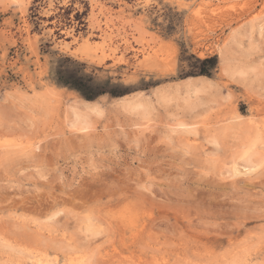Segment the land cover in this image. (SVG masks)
Listing matches in <instances>:
<instances>
[{"label":"rangeland","instance_id":"rangeland-1","mask_svg":"<svg viewBox=\"0 0 264 264\" xmlns=\"http://www.w3.org/2000/svg\"><path fill=\"white\" fill-rule=\"evenodd\" d=\"M85 263L264 264V0H0V264Z\"/></svg>","mask_w":264,"mask_h":264},{"label":"trees","instance_id":"trees-1","mask_svg":"<svg viewBox=\"0 0 264 264\" xmlns=\"http://www.w3.org/2000/svg\"><path fill=\"white\" fill-rule=\"evenodd\" d=\"M217 68L218 57L216 55L204 59L195 58V63L191 65L188 75L213 77ZM54 80L57 85L74 90L87 100H93L105 93H108L113 97L122 96L127 93L125 90L117 87L107 89L106 87L95 83L92 78H84L73 71L69 72L61 67L56 69Z\"/></svg>","mask_w":264,"mask_h":264},{"label":"bare ground","instance_id":"bare-ground-1","mask_svg":"<svg viewBox=\"0 0 264 264\" xmlns=\"http://www.w3.org/2000/svg\"><path fill=\"white\" fill-rule=\"evenodd\" d=\"M228 43L227 44H224V46H222V47H224V48H222V49H220V56H221V58H222V63H223V65H222V67L224 66V71L225 72H229L230 73V68L231 67H229V64H231V60H232V57L230 56L231 55V53L229 52V47H228ZM112 49V48H111ZM113 52H116V51H113ZM194 79L196 80H200V81H197V82H195L194 81ZM209 79L210 78H208V77H206V76H204V75H200V76H196V77H193V76H189V77H187L186 79H185V84H184V88H185V90H186V92H188L189 94H196L198 91H200V90H202V89H205L207 86L206 85H208V87H209V82H206V81H209ZM205 83H208V84H206L205 85ZM180 83H176L175 85H179ZM206 86V87H205ZM125 97H128V96H123V97H121V98H125ZM82 101V100H81ZM79 102V103H81L80 105L81 106H84V108H86V109H88V108H90V107H87L88 105L90 106L91 105V103H93V104H95V102H93V101H90V100H86L85 101V103L86 104H84L83 103V101L82 102ZM140 105V104H139ZM73 107H75L74 109L73 108H71L72 110L71 111H73V113H72V119H71V122H70V126L71 127H74V130H75V128H76V130L75 131H77V130H79L80 128H87L88 127V122H87V120H86V118H87V116L84 114V108L83 107H81L80 106V108H82V109H80V108H78L79 107V104H78V107H77V109H76V106H77V103H76V105L74 106V105H72ZM92 107V106H91ZM94 108H96V106L94 105ZM78 109L79 110H81V112H82V110H84L82 113H83V115L80 113V111H78ZM88 110H90V109H88ZM87 110V111H88ZM87 111H85V112H87ZM84 115H85V117H84ZM183 122V121H182ZM233 123H234V121H232ZM184 124H187V126H190V125H188V123H185L184 122ZM235 124H236V122H235ZM238 124V123H237ZM178 125V124H177ZM181 126L180 127H182V124H180ZM178 127V126H177ZM180 127H178V128H180ZM183 127H185V126H183ZM79 128V129H78ZM190 128V127H189ZM221 128V127H220ZM175 129V128H174ZM177 129V128H176ZM182 129V128H181ZM181 129H177L176 131H178V130H181ZM187 129V128H186ZM185 129V130H186ZM83 130V129H82ZM80 131V130H79ZM175 131V130H174ZM184 131V130H183ZM256 138V137H255ZM254 139V138H253ZM250 141V140H249ZM249 144H250V142H249ZM248 144V145H249ZM249 156V155H248ZM248 156H246L247 158H248ZM251 156V155H250ZM246 160V159H245ZM248 160V159H247ZM249 162H252V161H249ZM250 164V163H249ZM250 166V165H249ZM248 166V167H249ZM242 167H244L245 168V164H244V166H242ZM247 167V166H246ZM236 168V167H235ZM234 168V169H235ZM233 169V170H234ZM237 169V168H236ZM236 169L233 171V174H234V172L236 173ZM242 169V168H241ZM246 169H250V168H246ZM245 170V169H244ZM240 171V170H239ZM239 171H237L238 173H239ZM242 172H244V171H242ZM248 172V171H247ZM237 173V174H238ZM239 174H241V173H239ZM236 175V174H235ZM86 264V263H85Z\"/></svg>","mask_w":264,"mask_h":264}]
</instances>
